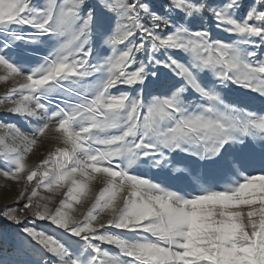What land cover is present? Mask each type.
I'll use <instances>...</instances> for the list:
<instances>
[{"label":"snow or ice","instance_id":"6c2138e0","mask_svg":"<svg viewBox=\"0 0 264 264\" xmlns=\"http://www.w3.org/2000/svg\"><path fill=\"white\" fill-rule=\"evenodd\" d=\"M241 6L0 0V81L13 85L0 105L30 129L0 122V177L24 201L0 216L27 241L3 264H264V108L247 106L264 105V0L237 18ZM205 11L235 39L213 38ZM177 154L190 163L174 167ZM41 188L66 189L55 209Z\"/></svg>","mask_w":264,"mask_h":264},{"label":"rangeland","instance_id":"374dc122","mask_svg":"<svg viewBox=\"0 0 264 264\" xmlns=\"http://www.w3.org/2000/svg\"><path fill=\"white\" fill-rule=\"evenodd\" d=\"M35 3L40 4L43 2V0H34ZM154 3H164L165 0H153ZM206 3L213 6H221L226 0H205ZM254 3V0H242V6L236 11L235 15L237 18H243L246 15V12L249 10V7ZM260 10H264V7H261ZM182 16V14H180ZM204 16L207 19V26L211 29V33L213 38H219L222 40H232L235 39L233 36H229L228 33L218 29L215 26V21L211 17V15L205 11ZM179 18V17H177ZM250 23H257L256 21H250ZM24 31H29V29L25 28ZM54 46V41H47L44 44H41L36 47L35 51L38 53V55H31L27 57L28 64L30 66H36L39 62H41V57L46 55L48 51L51 50V48ZM261 52H264V49L260 50ZM110 54V50H105L103 52V55ZM163 71V70H162ZM12 82H4L0 81V97H3L6 95L7 90L12 87ZM128 89L125 86H119L118 89H113V93H117L118 91H127ZM256 94H250V96H255ZM238 96V93L235 92H228L226 94V97L228 100L235 99ZM147 98V97H146ZM245 100H248L249 97H245ZM249 108L254 110H261L264 108V105L261 104L259 99L252 100L251 103L247 105ZM9 107V105L4 104L0 105V122H11L14 121L22 131L28 132L30 131L29 126L21 120L19 117L14 116L6 111V108ZM0 134H2V130H0ZM54 144V142H52ZM49 146V142H45L44 147H40L39 145L33 149V152L29 154L28 156V163L35 165L39 163V160L42 159L44 156L47 155V148ZM190 163V160H187L183 157V154H177L173 157V166L183 168L187 164ZM193 170H195V163H192ZM141 171H147L145 168H141ZM168 172L171 173V175H177L176 173L172 172L171 168L168 169ZM258 174V173H254ZM149 175H153V173L149 172ZM157 179H162L163 176L160 173L155 174ZM172 183H176V181H171ZM102 185L100 183L94 182L93 187L96 192L99 191V188ZM17 185L12 181H6L3 177H0V209H3L5 205H8L10 207H22L24 201H20L19 204L14 203V198L16 196V190ZM40 195L53 196L52 203L50 204V207L55 209L59 205V201L63 199V195L61 194L63 191H66V189H62L61 193H57L55 195L46 192L43 188L40 190ZM91 207V200L85 201L83 204H76L73 203V215L80 219L82 218V214L87 212V210ZM31 219V217H29ZM36 226L38 228H43L48 233H54L58 230L55 229V226H51L49 222L47 221H37ZM23 225H16L11 222H9L7 219L0 216V264H3V262L6 259V254H11L13 250L17 247V245L21 242H24L25 244L27 241L25 240L23 234L21 233V228ZM62 231V230H61ZM75 239V238H73ZM105 249L110 251L111 253H118V249H116L114 246L111 245H103Z\"/></svg>","mask_w":264,"mask_h":264}]
</instances>
